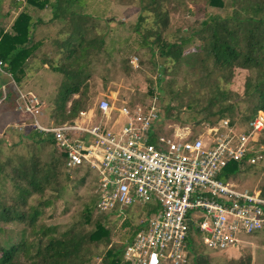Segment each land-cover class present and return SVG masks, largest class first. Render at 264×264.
Here are the masks:
<instances>
[{
	"label": "built area",
	"instance_id": "obj_1",
	"mask_svg": "<svg viewBox=\"0 0 264 264\" xmlns=\"http://www.w3.org/2000/svg\"><path fill=\"white\" fill-rule=\"evenodd\" d=\"M18 94L15 110L31 116L21 124L52 139L66 172L84 168L94 174L97 211L123 215L135 205L155 206L124 244L127 264H189L186 241L193 228L205 248L216 250L236 246L240 234L264 232V194L222 179L230 162L264 166V145L259 143L264 111L257 110L244 126L222 118L186 139L156 131L160 106L154 96L132 106L99 99L55 123L39 122L34 118L37 99ZM7 98L3 84L0 103Z\"/></svg>",
	"mask_w": 264,
	"mask_h": 264
},
{
	"label": "rangeland",
	"instance_id": "obj_2",
	"mask_svg": "<svg viewBox=\"0 0 264 264\" xmlns=\"http://www.w3.org/2000/svg\"><path fill=\"white\" fill-rule=\"evenodd\" d=\"M8 2L9 0H0V12L8 7ZM148 2L150 1H91L93 5L91 8L94 9L91 11H94L92 12L94 15H98V19L86 21L87 31L84 33V39L96 38L91 41L95 46L92 50L94 54L90 59L86 79L79 86L77 95L73 97L77 98L82 94L81 105L84 106L82 108H86L94 106L99 99H106L114 106L122 103L132 106L144 104L154 96L161 108L159 121L155 126L156 131L173 138H192L211 126L206 121V112L203 110L206 106L204 100L211 95L216 81L219 80L221 84L222 80L216 77L217 74L210 77L204 75L201 55L198 54L196 58L187 55L194 51L198 53L200 42L195 36L187 46H184L183 57L177 62L162 60L158 56L154 43L156 36H159V41L167 42L186 37L198 28L204 16L207 14L223 16L229 12V7H213L207 3V0H154L152 3L154 5L151 3L148 5ZM153 6L158 7L164 21L160 18L154 19L155 11H151ZM135 27L140 32L135 31ZM145 31L149 32L146 41L150 42V48L148 43L145 44L141 38V34ZM162 69L164 80L158 84L159 73ZM55 77L56 82L52 95L39 97L47 105L42 108V118L54 121L66 117L68 110L65 109L60 115L56 114L58 112L52 101H54L56 87L58 88L62 81H57L61 78L56 75ZM8 80L11 91H16L15 84L10 78ZM240 81L241 79L237 83H229L225 86L231 90L226 102L234 104L231 114L235 121L239 120L240 115L248 114V108L251 106L241 94ZM23 94L26 96V93ZM18 97L17 91L16 98H13L15 103ZM5 101L0 103V114L4 116L6 123L10 124L0 125V163L5 167L4 171L11 173L13 167H18L22 161L27 162L32 154L36 155L40 162H55L56 158L59 159L58 152L51 143H33L26 135H21L12 128L13 122L18 121L17 113H9L8 109L2 107ZM68 103L69 101L66 104ZM167 106L171 107L169 113L165 111ZM215 109L216 106L213 107V110ZM167 113L170 115L167 116ZM4 118H1L0 122ZM27 118L23 114L21 119L28 120ZM123 121V118H119V122ZM238 124L241 125L240 122ZM26 130L24 132L29 135L31 130ZM57 161L55 163L59 173L57 180L51 184V189L41 194L30 195L26 200V209L29 210L32 206L39 207L41 213L37 216V223L55 225L59 230H63L66 225L77 219L83 204L88 203L93 196L92 183L95 176L92 172L82 168V170L69 172L70 177L60 159ZM262 167L264 166L256 165L250 168L244 166L231 178V181L238 187L249 190L260 188L264 183ZM6 187L3 199L12 204L17 199V193L12 184L9 183ZM46 198L52 199V202L48 206H42L41 201ZM133 207L135 206H132L130 212H124L122 215L123 217L128 215L130 221L128 226L120 225V218L109 217L107 225L112 227L110 239L112 244L118 245L122 242L133 225L143 218L141 210ZM92 214L96 215L95 212ZM0 228L9 230V235L13 237H16L22 228L29 232L27 227L16 222H0ZM0 236L3 241L5 236L3 231H0ZM237 238L239 242L236 246L223 250L207 249L203 246L204 250L201 249V252L208 256L211 264H243L246 259L249 260V264H264V232L240 234ZM104 248L99 245L95 252L102 255ZM94 249L90 247V250ZM100 257L93 259V264H101L100 261L98 262ZM240 260L242 261L239 263Z\"/></svg>",
	"mask_w": 264,
	"mask_h": 264
},
{
	"label": "trees",
	"instance_id": "obj_3",
	"mask_svg": "<svg viewBox=\"0 0 264 264\" xmlns=\"http://www.w3.org/2000/svg\"><path fill=\"white\" fill-rule=\"evenodd\" d=\"M91 1L96 0H56V5L53 7L55 16H64L75 28L74 35L78 38L76 45L79 47L67 50L68 56L73 59V65L57 66L59 72L65 77L61 90L55 98V110L59 115L64 112L67 95L77 93L79 86L84 83L91 56L94 54L92 50L95 46L91 41L96 38L84 39V33L87 31L86 21L98 19V15H94L92 13L94 11H91L94 10L91 8L93 6ZM149 1L148 5L154 2V0ZM207 3L218 8L229 7V12L223 16L207 14L200 20L198 28L188 36L180 37L172 42L159 41V36H156L154 44L162 60L177 62L183 57L184 46H187L195 36L200 42L198 53L194 51L187 55L195 58L198 54L201 55L204 75L210 77L217 74L216 77L222 80L220 84L219 80L217 82L214 78L216 85L213 86L211 95L204 100L206 106L203 110L206 112V121L212 125L222 118H228L229 124L244 126L257 110L264 111V0H207ZM35 4L41 8L45 0ZM146 9L149 10L148 7ZM151 11H155L154 19L160 18L164 21L157 6H153ZM31 26L30 17L20 12L12 22V34L3 33L0 30V59L13 77L15 68L26 58L23 45L27 42ZM135 31L140 32L137 27ZM145 33L140 34L146 44L148 43L146 36L149 32L145 31ZM149 44L150 42L147 44L150 48ZM160 71L158 84L164 80V70ZM240 79L241 94L251 106L248 108V114L240 115L239 120L235 121L231 114L234 104L226 102L231 90L225 86L229 83H237ZM81 98L82 94L72 100L66 117L53 121L59 123L72 118L79 109L84 107L81 105ZM214 106H216L215 110H213ZM170 110L171 107L165 108L168 113ZM168 113L167 116L170 115ZM27 138L33 143H51L56 149L49 136L31 132ZM259 143L264 145V132L259 137ZM58 158L63 165L61 152H58ZM59 159L56 158L55 162H40L36 155L32 154L27 162L22 161L18 167H13L11 173L5 172V167L0 163V222H16L29 229L27 232L25 228H22L17 236L13 237L9 235V230L0 228L5 235L3 241L0 239V264H91L98 256H101L99 258L101 264H127L122 259L124 244L143 226V222H136L133 228L130 227V232L124 240L115 245L110 241L112 227L107 225L108 219L109 217L120 218V225L128 226L130 225L129 217L128 215L127 218L123 217L114 210L97 211L93 196L88 203L83 204L77 219L66 225L63 230H59L55 225L37 223V216L41 213L39 207L32 206L29 210L26 209V200L30 195L41 194L51 189V184L57 180L59 173L55 163ZM244 166L252 167V165H245L243 161L228 163L224 168L222 179H231ZM261 170L264 173V167ZM71 173H68L70 177ZM9 183L14 186V191L17 193V199L12 204L3 199L6 185ZM54 188L56 190L55 186ZM259 189L264 194V183ZM51 200L50 198L42 200V206L50 205ZM135 207L141 210L142 219L155 209V206L150 203L135 205ZM130 209L132 207L124 212H130ZM93 212L96 213L95 216ZM186 242L189 264H211L208 256L201 252L204 248L194 228L190 229ZM99 245L105 247L102 255L95 252ZM90 247L95 249L92 251ZM243 264H249V260L246 259Z\"/></svg>",
	"mask_w": 264,
	"mask_h": 264
},
{
	"label": "crops",
	"instance_id": "obj_4",
	"mask_svg": "<svg viewBox=\"0 0 264 264\" xmlns=\"http://www.w3.org/2000/svg\"><path fill=\"white\" fill-rule=\"evenodd\" d=\"M32 1L9 0L7 3L8 7L2 9L0 12V30L3 33H13L11 25L14 18L20 12L26 13L32 22L27 42L23 45L26 52L25 60L15 68L14 77L4 66V73H0V86L5 84L8 92V99L2 107L8 109L9 113H17L18 121L13 122L12 128L21 135H26V137L28 135L24 131H27L26 129L29 128L25 127L21 122L28 123L31 120V116H27L29 118H27L28 120L21 119L23 118V113L15 110V101H13V98H16L17 91L18 93H26L37 99L39 108L38 114L34 115V118L39 122H44L46 119L42 118L41 112H43L42 108L47 105L39 97L41 95H52V90L56 82L55 75L61 78V80L57 81L63 82L65 80V77L59 72L57 66L73 65V59L71 56H68L67 50L75 47L79 48L76 45L78 38L74 35L76 32L75 28L69 24L67 18L64 16H55L53 14V7L56 5V0H45V4L41 8H38L35 2L42 0ZM82 44H84L83 41ZM9 78L15 84L16 91H11ZM60 85L62 83H59ZM59 86L58 88L56 87L54 101H52L54 105L55 98L61 90V86ZM75 95L77 94L71 93L67 95L68 99L65 102L64 110L69 108ZM68 101L69 103L67 105L66 103ZM1 115L0 119L4 118ZM6 124L9 125L10 123H6V119L4 118L0 122V125L4 126Z\"/></svg>",
	"mask_w": 264,
	"mask_h": 264
}]
</instances>
